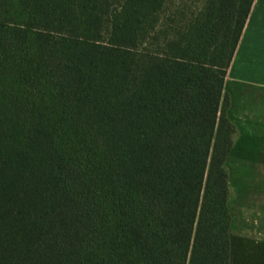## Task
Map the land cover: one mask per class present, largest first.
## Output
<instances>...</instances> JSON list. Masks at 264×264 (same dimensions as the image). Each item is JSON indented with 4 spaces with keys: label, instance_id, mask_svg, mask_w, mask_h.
<instances>
[{
    "label": "trees",
    "instance_id": "trees-1",
    "mask_svg": "<svg viewBox=\"0 0 264 264\" xmlns=\"http://www.w3.org/2000/svg\"><path fill=\"white\" fill-rule=\"evenodd\" d=\"M254 2L0 0V264H230Z\"/></svg>",
    "mask_w": 264,
    "mask_h": 264
},
{
    "label": "crops",
    "instance_id": "crops-1",
    "mask_svg": "<svg viewBox=\"0 0 264 264\" xmlns=\"http://www.w3.org/2000/svg\"><path fill=\"white\" fill-rule=\"evenodd\" d=\"M230 95L229 117L237 115L234 125L239 138L241 182L264 183V0H255L237 51L225 80ZM228 206L232 216L230 228V264H264V191L247 193L233 199L231 174Z\"/></svg>",
    "mask_w": 264,
    "mask_h": 264
},
{
    "label": "rangeland",
    "instance_id": "rangeland-1",
    "mask_svg": "<svg viewBox=\"0 0 264 264\" xmlns=\"http://www.w3.org/2000/svg\"><path fill=\"white\" fill-rule=\"evenodd\" d=\"M225 92L228 94V96L230 98L229 93L227 91H225ZM230 102H231V100H230ZM232 117L233 118H230V119L235 120V123L239 124V122H240L239 116L235 115V113H234V115ZM238 134H239V130H238ZM238 138H239V135H238ZM238 138H237V140H238ZM237 140H236V142H237ZM234 153H235L234 156L229 159L228 171H229V178H230V174H231V194L233 196L234 201L238 200V204H239V201L241 198V191H245L247 193H251V192L257 193L260 191V189L264 191V183H259V184H261V187H258L256 185V183H251L250 181L249 182H241L242 179H241V166L239 165V163H240L239 162L240 161L239 144L237 146V150H235ZM227 164H228V161H227Z\"/></svg>",
    "mask_w": 264,
    "mask_h": 264
}]
</instances>
